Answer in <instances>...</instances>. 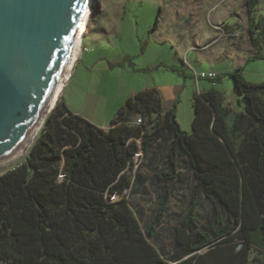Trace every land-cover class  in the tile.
<instances>
[{"label": "trees", "instance_id": "16d2710c", "mask_svg": "<svg viewBox=\"0 0 264 264\" xmlns=\"http://www.w3.org/2000/svg\"><path fill=\"white\" fill-rule=\"evenodd\" d=\"M246 2L257 46L254 27L263 34L264 24L252 16L258 0ZM91 8L99 10L101 1L92 0ZM243 69L228 72L241 110L218 87L201 91L194 95L191 132L178 121L177 99L166 108L157 87L128 97L110 127L73 112L60 99L25 161L0 174V264H172L152 240L183 154L195 185L191 205L175 227L173 264H233L235 257L242 264H264V82L248 81ZM214 80L221 83L219 76ZM139 114L142 124L134 122ZM161 139L167 145L164 168L156 171L159 204L143 226L127 190L137 178L135 155L149 154ZM200 194L216 206L213 227L199 224ZM252 247L263 256L250 259Z\"/></svg>", "mask_w": 264, "mask_h": 264}, {"label": "rangeland", "instance_id": "374dc122", "mask_svg": "<svg viewBox=\"0 0 264 264\" xmlns=\"http://www.w3.org/2000/svg\"><path fill=\"white\" fill-rule=\"evenodd\" d=\"M100 1L101 10L93 11L91 8L86 22L87 28L83 34L82 53L58 101L62 99L64 102H70L93 120L84 116L85 118L98 124L97 122L109 120L126 103L128 94L135 95L155 82H181L185 76L186 87L177 99L176 113L182 129L191 132L194 95L200 93V89L196 79L182 68L189 69V64L195 69L200 66L198 67L191 58L189 64H183L178 60L174 44L178 45L182 38L189 39L195 34L204 38L212 37L216 32L228 34L224 26L217 23L222 21V17L230 19L228 11L232 1L236 0ZM241 3L239 1V4ZM160 9L162 13L159 22L162 24L167 18L175 21L182 10L187 13L181 15L178 24L170 23L169 28L163 31L164 35H171V39L164 43L152 39L156 36L154 34L156 29L153 27ZM252 16L254 21L261 20L264 24V0H258ZM104 29L108 31L106 35L102 34ZM254 31L260 38L257 46L245 41L232 50L233 55L221 57L216 66L222 70L224 79L219 86L226 93L225 97L230 98L235 109L240 107L237 101L231 98L232 90L229 85L232 79L228 75L229 71L243 67V74L248 81L253 83L264 81V56L253 58L246 63L249 55L258 52L264 54V33L260 34L256 27ZM225 42L226 40H222L201 53L210 54L207 56L210 59L214 50L223 51ZM179 48L183 50L181 46ZM111 61L113 63H110ZM173 63L180 66L177 71H174L171 65ZM202 67L209 68L210 65L203 63ZM179 70L184 72L183 77ZM262 97L264 98V92ZM138 143L141 144V140H138ZM166 145V140L161 139L149 154L146 155L140 150L134 157L137 178L134 185L127 190V195L143 226L154 217L159 204L161 184L156 171L164 168ZM28 154L29 151L14 164L0 171V174L20 165ZM179 166L177 179L169 181L171 194L164 217L158 224L159 235L152 240L164 258L172 264L176 262L177 255L175 227L191 205L195 185L193 171L186 155L180 157ZM219 210L223 222L228 224L227 213L222 207H219ZM197 211L200 225L213 227L216 224V206L204 194L199 196ZM240 246L237 249H241ZM247 254L250 259L263 256L255 247L248 250ZM233 264H242L241 259L235 257Z\"/></svg>", "mask_w": 264, "mask_h": 264}, {"label": "water", "instance_id": "95a60500", "mask_svg": "<svg viewBox=\"0 0 264 264\" xmlns=\"http://www.w3.org/2000/svg\"><path fill=\"white\" fill-rule=\"evenodd\" d=\"M89 3L0 0V171L30 151L54 109L82 53Z\"/></svg>", "mask_w": 264, "mask_h": 264}, {"label": "crops", "instance_id": "0c3cea01", "mask_svg": "<svg viewBox=\"0 0 264 264\" xmlns=\"http://www.w3.org/2000/svg\"><path fill=\"white\" fill-rule=\"evenodd\" d=\"M239 1H241L242 3L239 4ZM101 8H102V3H101ZM101 8L99 10H101ZM241 11H242V13H241ZM228 12L231 15L230 19H226V18L222 17V21L220 23H217V25H223L224 29L227 30L228 34L222 35V34H219V32H216L215 34H213L212 37H207V38L197 36L195 34V35H193V37H191L189 39H187L186 37L182 38L178 42V45L174 44L175 50L177 52L178 60H180L183 64H185V63L189 64L190 58H191L196 63V65H198V67L200 66V68L195 69V68H193V65L189 64L190 65V67H188L189 69L182 68V70H184L186 73L188 71L189 74L191 76H193V78L196 79V83L199 86L200 92L206 91L213 86L220 88L222 91H223V89L221 88V86H219V84L215 83V80H214L215 78H203L202 80L197 79L195 77L194 71H216V72H218V76L221 77V83H223L224 79H223V75L221 74L222 70H219L218 68H216V66L218 65V63L220 61V58L223 56L233 55L232 50L236 49L239 45H241V43H245V41H248V42L250 41V43L253 44L252 39H251V34H250V29L252 28V25L250 24V20H249L246 0H236V2L232 1L230 9ZM168 13L169 12H167V14ZM181 15H187L186 11H183V10L180 11L178 14V17H176L177 19L175 21L170 20V18H167L163 24H162V22H159V26L154 31V34L157 37L155 36L156 38L153 37L152 39L153 40L156 39L157 41H160L162 43L170 40L171 35L170 34L164 35L163 31L167 30V28H169L170 23L178 24L180 22ZM258 21H256V22H258ZM86 28H87V25L85 26L83 34L85 33ZM259 31H260V29H258V32ZM107 33H108V31L106 29H104L102 32L103 35H106ZM256 35H258V34H256ZM222 40H226L225 44L223 45V51L219 52V51L214 50L215 51L214 54H211V58L208 59L207 56H209L210 54H203V52L206 51L211 46L217 45ZM180 46H181V49H183V50H180V48H179ZM201 51H203V52L201 53ZM251 55H254V54H251ZM251 55H249V56H251ZM248 61L249 60L247 58L246 63H248ZM110 63H113V62L111 61ZM114 63H118V61H114ZM203 63L209 64L210 67L209 68H206V67L203 68L202 67ZM171 65L174 68V71H177L178 68H180V66L177 64L173 63ZM74 68H75V65H74ZM74 68H73V70H74ZM73 70H72L70 76L72 75ZM70 76H69V78H70ZM181 76H182V74H181ZM204 80H207V81H204ZM262 82H264V81H262ZM228 84H230V83L228 82ZM229 86H230L229 87L230 90H232V93H231L232 97L231 98H234L236 100V97H235V94L233 91V84L231 83ZM151 87H157L159 89L160 94H161V96L165 102L166 108H171L174 101L176 99H178L180 93L186 87V77L184 76L181 82L169 83L166 81H160V82H155L153 85L148 86L146 88H151ZM128 95L129 96H127V98L130 96H133L134 94L131 93ZM193 95H194V93H193ZM225 95H226V93H225ZM226 101L232 106L233 109H235L230 98H226ZM65 103L70 108V110H72L73 112L78 113V114L81 113L80 115L86 116L89 119L93 120V118L89 117V115L78 110L75 107V105L71 104L70 102L69 103L65 102ZM124 105L125 104H123V106H121L119 109L123 108ZM236 110H241V108L236 109ZM117 112L115 114H113L109 120H105L103 122H97L98 123L97 125L102 126V127H110L111 121L116 116Z\"/></svg>", "mask_w": 264, "mask_h": 264}, {"label": "built area", "instance_id": "2783aa9c", "mask_svg": "<svg viewBox=\"0 0 264 264\" xmlns=\"http://www.w3.org/2000/svg\"><path fill=\"white\" fill-rule=\"evenodd\" d=\"M195 77L197 79L200 78H216L218 76V72L216 71H194ZM136 124H142L144 122L143 116L139 114L135 121Z\"/></svg>", "mask_w": 264, "mask_h": 264}, {"label": "bare ground", "instance_id": "6f19581e", "mask_svg": "<svg viewBox=\"0 0 264 264\" xmlns=\"http://www.w3.org/2000/svg\"><path fill=\"white\" fill-rule=\"evenodd\" d=\"M90 11H91V7H90V3H89L88 12H87V16H86V20H85V24H84V29H85V26H86V22H87V20H88V17H89V15H90ZM83 32H84V30H83ZM82 42H83V36H82L81 46H82ZM78 59H79V58H78ZM78 59H77V60H78ZM77 60H76V61H77ZM76 61H74V64H75ZM45 122H46V120H45ZM44 125H45V123H44ZM44 125H43V127H44ZM43 127H42V128H43ZM41 130H42V129H41Z\"/></svg>", "mask_w": 264, "mask_h": 264}]
</instances>
